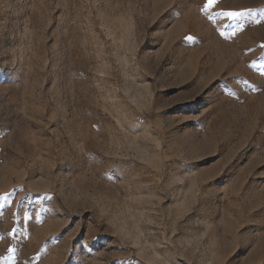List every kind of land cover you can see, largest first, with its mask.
<instances>
[{
  "label": "rangeland",
  "instance_id": "obj_1",
  "mask_svg": "<svg viewBox=\"0 0 264 264\" xmlns=\"http://www.w3.org/2000/svg\"><path fill=\"white\" fill-rule=\"evenodd\" d=\"M207 4L0 0V264H264V0Z\"/></svg>",
  "mask_w": 264,
  "mask_h": 264
},
{
  "label": "snow or ice",
  "instance_id": "obj_2",
  "mask_svg": "<svg viewBox=\"0 0 264 264\" xmlns=\"http://www.w3.org/2000/svg\"><path fill=\"white\" fill-rule=\"evenodd\" d=\"M216 2H217V0H208V4L206 6V10L208 8H211ZM222 15H226L228 17V19H230L232 21H236V20L242 19L244 16L247 15V13L230 11V12L223 13ZM238 27L242 28L243 24L238 25ZM186 40L192 41L193 37L192 36H188V37H186Z\"/></svg>",
  "mask_w": 264,
  "mask_h": 264
}]
</instances>
